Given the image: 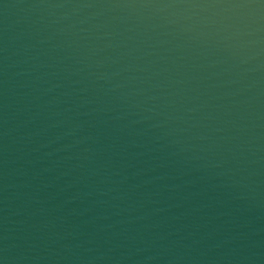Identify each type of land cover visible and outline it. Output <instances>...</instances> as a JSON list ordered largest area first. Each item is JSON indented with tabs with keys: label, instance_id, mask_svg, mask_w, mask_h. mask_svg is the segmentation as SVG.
Here are the masks:
<instances>
[{
	"label": "water",
	"instance_id": "1",
	"mask_svg": "<svg viewBox=\"0 0 264 264\" xmlns=\"http://www.w3.org/2000/svg\"><path fill=\"white\" fill-rule=\"evenodd\" d=\"M0 264H264V0H0Z\"/></svg>",
	"mask_w": 264,
	"mask_h": 264
}]
</instances>
